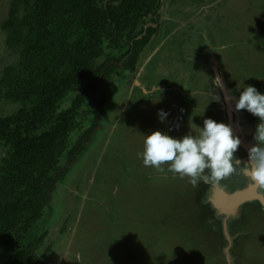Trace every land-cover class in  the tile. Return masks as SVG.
I'll list each match as a JSON object with an SVG mask.
<instances>
[{
  "label": "rangeland",
  "instance_id": "obj_1",
  "mask_svg": "<svg viewBox=\"0 0 264 264\" xmlns=\"http://www.w3.org/2000/svg\"><path fill=\"white\" fill-rule=\"evenodd\" d=\"M8 8L9 0H0V26ZM157 13L155 21L145 18L156 31L134 66L124 68L121 58L74 117L50 201L36 222L40 241L32 249L47 252L43 264H264L263 206L252 198L235 211L236 197L226 195L252 184L247 177L193 186L167 164L158 171L137 155L152 131L197 136L211 118L232 127L241 140L234 156L247 163L259 118L235 110V103L244 86L264 94V0H161ZM103 47L96 64L126 49H111L107 41ZM16 58L0 28V75ZM75 94L67 93L60 109ZM16 106L3 101L0 111ZM215 192L226 205L221 209L235 205L232 213L218 209Z\"/></svg>",
  "mask_w": 264,
  "mask_h": 264
},
{
  "label": "trees",
  "instance_id": "obj_2",
  "mask_svg": "<svg viewBox=\"0 0 264 264\" xmlns=\"http://www.w3.org/2000/svg\"><path fill=\"white\" fill-rule=\"evenodd\" d=\"M160 5L161 0H9L0 28L17 58L1 72L0 105L17 106L9 114L0 111V264H43L47 252L36 255L32 249L40 241L36 222L50 201L74 117L91 91L121 66H134L156 31L145 18L155 21ZM105 41L111 49H126L96 64ZM69 92L76 94L60 109ZM78 150H68L67 160Z\"/></svg>",
  "mask_w": 264,
  "mask_h": 264
},
{
  "label": "clouds",
  "instance_id": "obj_3",
  "mask_svg": "<svg viewBox=\"0 0 264 264\" xmlns=\"http://www.w3.org/2000/svg\"><path fill=\"white\" fill-rule=\"evenodd\" d=\"M215 80L220 88L224 87L219 77ZM231 99L233 97L226 96V100ZM235 110H247L259 118L254 134L256 143L248 149V161L244 166L234 156L240 147V138L233 134L230 125L211 118L203 120V127L197 136L189 133L173 138L165 132L152 131L145 135L143 151L137 155L146 167H154L158 171H163V165L167 164L169 172L181 178L188 177L193 186L204 183L218 187L221 181L239 173L252 182L253 188L264 194V94L254 86H244L235 103ZM157 115L163 121L167 113L161 110ZM261 203L264 206V201Z\"/></svg>",
  "mask_w": 264,
  "mask_h": 264
},
{
  "label": "water",
  "instance_id": "obj_4",
  "mask_svg": "<svg viewBox=\"0 0 264 264\" xmlns=\"http://www.w3.org/2000/svg\"><path fill=\"white\" fill-rule=\"evenodd\" d=\"M215 69V68H214ZM216 70V69H215ZM216 75H217V73H216ZM218 77V76H217ZM222 90H223V88H222ZM224 96H226L225 95V93H224ZM249 185H252V184H248V186ZM247 186V187H248ZM247 187L246 188H244V189H241V190H235L233 193H231V194H228V193H226V195H229V196H233V197H238L237 199H235L236 201H237V205H236V210L235 211H237V209H238V204H242L244 201H247V200H250V199H252V198H257L259 201H260V203H261V201H264V199H263V197H262V195L261 194H259L258 192H257V190L255 189V191H254V193H250L249 191L248 192H246V189H247ZM245 190V191H244ZM212 199V198H211ZM212 202L214 203V201L212 200ZM215 204V203H214ZM261 205H262V203H261ZM218 207V206H217ZM263 208H264V206H263ZM218 209L219 210H221L222 212H224V213H232V211L231 210H229L228 212L227 211H225V210H223V209H221V207H218ZM234 211V212H235Z\"/></svg>",
  "mask_w": 264,
  "mask_h": 264
},
{
  "label": "bare ground",
  "instance_id": "obj_5",
  "mask_svg": "<svg viewBox=\"0 0 264 264\" xmlns=\"http://www.w3.org/2000/svg\"><path fill=\"white\" fill-rule=\"evenodd\" d=\"M214 195L216 196L217 193L215 192ZM235 199H237V197L233 199L234 202L236 201ZM214 200H215V203L218 204V206H221V208H224V207L226 206V205L224 204V202H222L217 196H216V198L214 197ZM229 204H230V203H229ZM234 207H235L234 204H233V206L231 205V206L228 208V211H229V210L232 211V209H233Z\"/></svg>",
  "mask_w": 264,
  "mask_h": 264
}]
</instances>
